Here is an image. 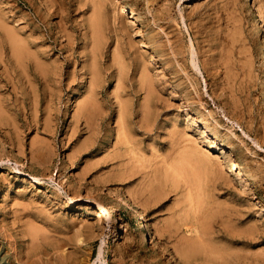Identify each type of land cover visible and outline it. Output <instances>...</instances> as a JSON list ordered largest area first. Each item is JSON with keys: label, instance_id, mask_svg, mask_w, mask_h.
Here are the masks:
<instances>
[{"label": "rangeland", "instance_id": "obj_1", "mask_svg": "<svg viewBox=\"0 0 264 264\" xmlns=\"http://www.w3.org/2000/svg\"><path fill=\"white\" fill-rule=\"evenodd\" d=\"M32 2L0 0V9L17 11V25L47 40L40 49L64 65L59 80L63 100L45 128L43 110L37 117L13 110L0 115V264H219L202 248L184 253L186 241L198 238L227 247L239 261L231 257L229 264H264V60L251 31L260 15L264 27V0H252L251 7L244 0H105L100 10L108 40L98 61L103 84L93 118L100 127V146L83 151L75 162L67 156L74 151L75 138L80 142L89 134L82 123L74 142L66 136L72 131L75 97L89 84L87 75L81 82L80 50L82 23L87 24L94 4ZM63 30L71 35L72 45L60 38ZM117 41L122 47L131 42V56L146 58L157 86L146 97L133 76V64L127 68L136 148L131 162L127 156L109 157L116 140L117 106L112 94L116 80L108 76L116 68L107 67ZM0 75L6 77L1 67ZM38 78L35 84L41 91ZM5 90L3 98L15 96V84ZM173 124L201 140L223 169L229 157L247 173L244 179L230 174L227 184L215 190L216 201L237 213L226 220L228 225L220 217L201 219L188 208L184 213L178 192L161 180ZM36 137L48 138L54 151L47 166L34 167L28 159ZM22 178L33 179L36 186ZM154 187L160 189L155 193ZM109 188L121 191L126 201ZM130 205L153 235L147 243L136 235ZM91 209L102 217L92 230L86 227L96 223ZM156 229L161 235H155Z\"/></svg>", "mask_w": 264, "mask_h": 264}, {"label": "bare ground", "instance_id": "obj_2", "mask_svg": "<svg viewBox=\"0 0 264 264\" xmlns=\"http://www.w3.org/2000/svg\"><path fill=\"white\" fill-rule=\"evenodd\" d=\"M92 1L94 4V11L88 19L87 24L84 25V23H82L83 45L80 50L83 59L81 82L87 75L89 77V84L83 93L75 97L72 121L69 125L72 131L68 133L66 140L68 142L72 141V138H74L78 132L77 128L82 123H84V129L89 135L83 141L79 142L77 136L75 142L72 141L76 146L73 148L74 151H71V153L67 155L71 162H75L83 151L95 150L100 146V137L98 136L100 127L98 122L94 123L95 119L93 120V118L94 113L98 110L99 89L103 84V73L99 67L98 61L102 55L106 53L105 50L107 48L108 39L104 34L103 17L100 10L105 0ZM244 1L248 2L249 5L252 2V0ZM26 2L29 5L33 4L32 0H26ZM37 11L39 13L40 8H37ZM261 16L262 15H260V17ZM17 17V11L12 10L8 13L0 9V67L6 75V77L3 76L4 74L0 75V115L2 116L4 113L13 110L14 112L22 111L24 115H28V111H30L29 114H31L32 117H37L39 112L43 110V117L45 119L43 121V127L45 128L49 126L51 117L57 113L54 109L59 108L63 100V90L62 86H60L61 81L59 80H61L63 75L62 70L64 69V65L59 63L61 62L60 60H55L51 56L49 57V52L47 50L40 49L47 40L34 36L31 32L28 33L23 27H20L19 24L17 25L16 23L19 22ZM260 17L255 19L251 31L256 42L261 44L259 53L264 60V27ZM35 18L37 19L39 17L36 15ZM34 20V18L31 19L30 21L32 22L30 23L33 24L35 22ZM30 23H28L29 26ZM61 37H65V41L72 45L71 35L66 30H63V34H60V38ZM118 41L114 46L111 45L113 46L111 52L112 58L109 61V67H107V69L116 68V72H110L108 76L116 80V87L113 89L112 94L117 106L114 110V131L116 133V140L114 142V150L110 153L109 157H111V160H115L119 159V157L122 158L123 156H127V162H131L135 159L133 154L136 148L134 147L133 135L130 131L129 118L131 107L128 101L129 92L127 90V88H130V84H127V79L125 78L127 68L129 66L131 68L133 64V76L137 78L139 88L145 90L146 97H151L156 91L157 86L154 77L151 75V69L145 64L146 58L132 57L130 50L128 52V49L132 47L131 42H128L129 45L125 44V47H122L119 46ZM143 46L146 47V45ZM191 49L193 51V48ZM191 54L190 52V55ZM37 75L39 76L38 80H42L41 83L43 87L41 91L36 88L37 84H35V77ZM9 83L10 85L15 84V96L6 99L2 97V93L4 89L7 91ZM67 84L69 86L68 80ZM69 101L70 96L67 97L65 104ZM146 105H148L147 101L142 106L146 107ZM107 115H109V112ZM144 115L147 118L145 111ZM96 118L98 119L99 117L96 116ZM196 122L202 127H208L205 121L198 120ZM111 131L112 126L109 125V131L106 135L107 138H105L106 140L110 137ZM169 136L170 143L168 152L164 155V159L162 160L164 170L161 175V180L165 183L170 182L171 187L178 192V196H180L183 202L184 213H186L188 208L189 211L197 212L201 219L208 218L212 220L220 217L224 222L233 216H237V213L229 210L227 205L220 204L216 201L215 190L227 184L230 174H234L238 179H244L248 176L247 173L240 169L236 162L232 161L229 157H227V167L223 169L218 163L217 158L213 157L211 155L212 153L209 154L207 149L202 148L200 145L201 140L183 132L175 124L172 125ZM212 138L215 137L212 136ZM53 152L48 138L39 139V137H36L30 142L28 159L34 167L39 165L47 166L48 161L53 157ZM222 153L226 156L228 155L225 152ZM156 179L160 182L158 178ZM22 182L29 184L30 187L36 186V182L30 178H22ZM68 184L70 185V183ZM158 189L160 188H153L155 193ZM74 190L75 189L72 188V191ZM109 191L115 192L122 201H126L121 191L110 188ZM140 200L142 201V199ZM144 200H147V198H144ZM133 201L135 200L133 199ZM129 211L130 218L134 221L137 220L135 231L139 241L141 243H147L149 234L151 235V233L145 227V218H141L137 210L131 205ZM91 214L96 217V223L93 225L86 224V227L92 230L102 223V217L97 210L91 209ZM156 234L161 235V230L156 229L155 235ZM155 245L156 242L152 239L150 246L155 247ZM201 248L208 254V258L211 257L213 261L216 260L219 264H229V258L231 257V260L239 262L237 261L238 259L233 257L235 254L230 252L227 247L223 246L222 248H218L212 246L211 243L209 244L202 238L195 240L189 239L182 247L185 254L190 251L192 252V250L197 251Z\"/></svg>", "mask_w": 264, "mask_h": 264}]
</instances>
